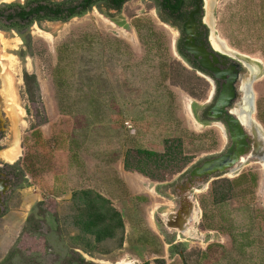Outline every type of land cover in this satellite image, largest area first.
<instances>
[{
    "label": "rangeland",
    "instance_id": "rangeland-1",
    "mask_svg": "<svg viewBox=\"0 0 264 264\" xmlns=\"http://www.w3.org/2000/svg\"><path fill=\"white\" fill-rule=\"evenodd\" d=\"M205 1L214 47L259 69L264 138V0ZM93 12L40 27L21 64L17 42L0 44L17 158L0 264H264L260 159L192 186L193 238L162 222L193 168L228 147L203 117L212 88L147 0L129 1L117 25ZM24 75L35 79L27 94Z\"/></svg>",
    "mask_w": 264,
    "mask_h": 264
},
{
    "label": "flooded vegetation",
    "instance_id": "flooded-vegetation-1",
    "mask_svg": "<svg viewBox=\"0 0 264 264\" xmlns=\"http://www.w3.org/2000/svg\"><path fill=\"white\" fill-rule=\"evenodd\" d=\"M129 1L132 0H0V44L4 46L7 42H17L20 54H16L15 57L11 54V58L18 59L21 64L23 60H28L22 55L26 53L29 55L30 51H33V42L36 40L40 27L67 25L71 21L91 15L93 11L99 19H108L117 25L116 17L122 13L124 6ZM147 1L153 6L156 13L160 14L165 23L176 29L179 37L178 54L208 80L212 94L206 101L203 117L215 123L219 131L226 134L228 140V147L223 153L215 155L193 168L187 177L186 185H182L180 193L177 194L178 208L161 218L167 228L176 230L185 237L193 238L196 233L192 224L197 217L192 206L194 200H192V204L189 202L192 199V186L207 176L193 178L192 172L205 162L222 157L232 148L234 141L227 123L228 118L235 119L242 127V133L246 136L248 144L245 149L246 158L252 159L253 157L264 160V145L262 144L264 138L260 135L261 129L256 124L252 125L251 120V115L255 121L254 116L257 114V97L254 114H252V104L253 94H255L253 92L254 84L259 80V69L245 60H240L229 53H223L214 47L211 27L205 21V0ZM187 47H193L194 53H189ZM2 52H6V56H0V158L4 160L3 165H0V219L4 217L5 205L9 197L17 188L16 177L13 179V174L9 173V168L11 169L14 164L12 161L14 162L16 159H13L12 153L9 154V157L7 156V153L10 152L8 150L11 149L8 145V135L13 134V118L11 116L13 113L10 107L13 106L15 97L12 99L10 95L13 93L6 76L8 68H5L2 63L6 59L5 57H8V53L4 49ZM199 61H204L210 69H203ZM34 82V77L24 75L22 85L25 87L26 94ZM224 86L231 92L233 98L223 111L216 112ZM28 98L30 101L29 94ZM231 128L235 134L236 126L232 124ZM7 157L10 161L6 159ZM182 199H184L183 205ZM195 208L197 209L196 204ZM179 222L183 225L175 227Z\"/></svg>",
    "mask_w": 264,
    "mask_h": 264
},
{
    "label": "water",
    "instance_id": "water-1",
    "mask_svg": "<svg viewBox=\"0 0 264 264\" xmlns=\"http://www.w3.org/2000/svg\"><path fill=\"white\" fill-rule=\"evenodd\" d=\"M214 8H215V4L213 7V10H214ZM213 10H212V14H213ZM212 21H213V18H212ZM211 25H210V27H211ZM211 34H212V36L214 35L212 27H211ZM186 49L189 53H191V54L194 53L193 47H187ZM196 59H197V57H196ZM199 63L203 69H205V70L210 69V68H208V66L206 65V63L204 61H199ZM232 98L233 97L231 95V92L228 91L226 86H224L223 92H222V94L218 100L216 112L223 111L224 108L228 105V103L230 102V100ZM255 107H256V97H254V94H253V104H252V111L253 112H252V114H254V112H255ZM227 123L230 126L231 137L234 141V145L222 157L217 158V159H213V160H209V161L205 162L202 166L196 168L192 172L193 178L205 177V176H209V175L216 174V173H224L231 168H234V167L237 168L238 165H240V163L244 162V161H242V159H245L246 161L248 159H250V158H246V155H245L246 154L245 149H246V147H248V144L246 142V136L242 133V127L240 126L239 122L233 118H231V119L228 118ZM232 124L236 126L235 134L231 128ZM255 124H256V126L259 127V129H261L260 125L252 119V125H255ZM260 131H262V130H260ZM262 144L264 145V143H262ZM263 154H264V152H263ZM261 161H264V160H261ZM234 169H232L233 172H235Z\"/></svg>",
    "mask_w": 264,
    "mask_h": 264
},
{
    "label": "bare ground",
    "instance_id": "bare-ground-1",
    "mask_svg": "<svg viewBox=\"0 0 264 264\" xmlns=\"http://www.w3.org/2000/svg\"><path fill=\"white\" fill-rule=\"evenodd\" d=\"M253 89V86H252ZM254 91V90H253ZM255 97V94H254ZM253 119L252 115H251V120ZM183 225V223L179 222L177 225H175V227H181Z\"/></svg>",
    "mask_w": 264,
    "mask_h": 264
},
{
    "label": "built area",
    "instance_id": "built-area-1",
    "mask_svg": "<svg viewBox=\"0 0 264 264\" xmlns=\"http://www.w3.org/2000/svg\"><path fill=\"white\" fill-rule=\"evenodd\" d=\"M127 125L129 126V124H128V123L126 124V126H127ZM128 126H127V127H128ZM129 127H130V126H129Z\"/></svg>",
    "mask_w": 264,
    "mask_h": 264
},
{
    "label": "crops",
    "instance_id": "crops-1",
    "mask_svg": "<svg viewBox=\"0 0 264 264\" xmlns=\"http://www.w3.org/2000/svg\"><path fill=\"white\" fill-rule=\"evenodd\" d=\"M16 159H17V158H16ZM189 202H190V204H192V203H191V200H190ZM192 206H193V205H192Z\"/></svg>",
    "mask_w": 264,
    "mask_h": 264
}]
</instances>
